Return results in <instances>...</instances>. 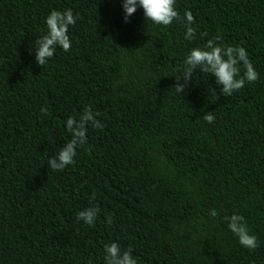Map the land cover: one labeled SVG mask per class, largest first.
I'll return each mask as SVG.
<instances>
[{
  "label": "trees",
  "instance_id": "16d2710c",
  "mask_svg": "<svg viewBox=\"0 0 264 264\" xmlns=\"http://www.w3.org/2000/svg\"><path fill=\"white\" fill-rule=\"evenodd\" d=\"M174 7L180 19L165 27L140 8L122 22L120 0H0V264H104L109 242L137 264H264V0ZM69 8V51L38 66L31 44L44 17ZM213 38L243 47L258 74L231 96L200 68L174 77L188 50ZM86 106L104 127L87 129L73 164L49 170L69 139L64 121ZM93 204L89 227L76 213ZM233 214L254 250L228 230Z\"/></svg>",
  "mask_w": 264,
  "mask_h": 264
},
{
  "label": "clouds",
  "instance_id": "9594fccd",
  "mask_svg": "<svg viewBox=\"0 0 264 264\" xmlns=\"http://www.w3.org/2000/svg\"><path fill=\"white\" fill-rule=\"evenodd\" d=\"M176 0H120L122 10V22L127 23L129 17L137 10L142 9L143 16L147 22L158 26H169L174 21H179L180 17L174 7ZM78 19L74 16L72 9L63 11L51 10L44 17L46 32L34 39L31 44V51L34 53V60L38 66H44L54 55L57 48L64 52L69 51L71 42L68 36V29L73 26ZM193 16L189 10L183 13L184 33L183 39L191 41L195 39V29ZM200 68L201 71L209 73L216 85H219L220 93L223 96H231L233 92L244 87L245 83H253L258 74L253 68L248 58V54L243 47L221 45L216 38L207 40L203 46L193 47L188 50L182 60V64L177 68V74L174 75L176 81L192 78L193 70ZM241 68L243 74H240ZM173 94L182 97L186 85L176 82L172 86ZM42 115L47 116L46 108H41ZM99 113H94L86 106L78 119L68 116L64 121V129L69 134V139L59 148L54 157L47 158L48 169L53 172H59L74 163V157L77 155V149L86 143V131L89 127L93 129H102L104 125L95 117ZM206 123L211 124L214 120L211 112L202 116ZM90 201L96 199L93 193L89 197ZM99 208L93 204L76 213V220L82 221L89 227L96 222ZM210 215L215 216V211H210ZM227 228L236 237L237 243L252 251L257 247V239L254 234H249L244 218L233 214L225 217ZM105 223L111 225L112 216H105ZM104 264H137L136 258L132 255V249L121 250L116 242H109L103 246ZM91 264V260L89 261Z\"/></svg>",
  "mask_w": 264,
  "mask_h": 264
}]
</instances>
